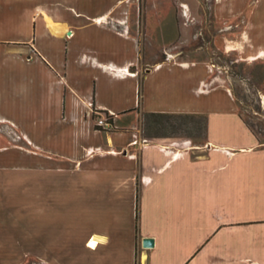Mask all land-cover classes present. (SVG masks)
<instances>
[{"label": "crops", "instance_id": "crops-1", "mask_svg": "<svg viewBox=\"0 0 264 264\" xmlns=\"http://www.w3.org/2000/svg\"><path fill=\"white\" fill-rule=\"evenodd\" d=\"M136 9L141 41L153 19L180 45L203 23L196 0H0V124L36 150L1 156L0 245L18 253L1 264H264V144L207 67L144 59ZM145 113L203 116L205 140L120 126Z\"/></svg>", "mask_w": 264, "mask_h": 264}, {"label": "rangeland", "instance_id": "rangeland-1", "mask_svg": "<svg viewBox=\"0 0 264 264\" xmlns=\"http://www.w3.org/2000/svg\"><path fill=\"white\" fill-rule=\"evenodd\" d=\"M135 1L154 2L158 0ZM196 1L200 3L199 13L203 17V23L195 26L197 35L189 45L177 43L178 30L174 24L165 27L164 32L156 30L158 20L153 19L155 9L150 10L153 13L150 14L153 20L149 28L145 26L144 40L141 41L140 21L144 16L143 11L142 9L133 10L132 17L136 19V22L132 27L134 33H138L144 59L158 63L171 59V61L195 63L207 67L209 83L214 87H226L231 90L237 101L240 115L255 130L264 144V0ZM170 55H173V58H170ZM96 115L95 120L97 121L101 114L96 113ZM126 118L129 119H125V123L120 124L122 129H128L134 118L137 130L142 131V139L147 137V119L144 114L129 115ZM199 120L200 118L196 119V121ZM196 126V123H192L190 132H194L193 128ZM192 136H194L195 144L205 140L203 131ZM171 137L185 138L186 134L182 132ZM19 151L20 153H16ZM35 151V149L31 150L28 138L17 133L14 127L5 123L0 124V166L3 154L23 157ZM9 161L7 159L6 163H15L13 157ZM5 250L12 251V255L13 253L18 255L15 250H10L2 242L0 259H3L2 255L5 254ZM19 252L23 257L29 256L24 250ZM22 261L23 264L31 262V260Z\"/></svg>", "mask_w": 264, "mask_h": 264}, {"label": "trees", "instance_id": "trees-1", "mask_svg": "<svg viewBox=\"0 0 264 264\" xmlns=\"http://www.w3.org/2000/svg\"><path fill=\"white\" fill-rule=\"evenodd\" d=\"M144 117L147 119V136L149 137H171L172 135L184 132L186 137L193 139L194 136L192 135L199 133V131H203L205 138L207 125L203 116L191 114L145 113ZM94 118H97L96 113ZM197 118H200V120L196 121ZM245 122L247 123V121ZM192 123H196L197 125L193 128L194 132H190Z\"/></svg>", "mask_w": 264, "mask_h": 264}, {"label": "built area", "instance_id": "built-area-1", "mask_svg": "<svg viewBox=\"0 0 264 264\" xmlns=\"http://www.w3.org/2000/svg\"><path fill=\"white\" fill-rule=\"evenodd\" d=\"M111 117H113V116L112 115L101 116L96 121V127L100 128V129H104V130L115 129V126L111 121ZM89 246H91V245H89Z\"/></svg>", "mask_w": 264, "mask_h": 264}, {"label": "water", "instance_id": "water-1", "mask_svg": "<svg viewBox=\"0 0 264 264\" xmlns=\"http://www.w3.org/2000/svg\"><path fill=\"white\" fill-rule=\"evenodd\" d=\"M92 243H94V242H92ZM153 245H154V240L152 238L143 239V246L145 248L153 247Z\"/></svg>", "mask_w": 264, "mask_h": 264}, {"label": "bare ground", "instance_id": "bare-ground-1", "mask_svg": "<svg viewBox=\"0 0 264 264\" xmlns=\"http://www.w3.org/2000/svg\"><path fill=\"white\" fill-rule=\"evenodd\" d=\"M91 246H93V245H91Z\"/></svg>", "mask_w": 264, "mask_h": 264}]
</instances>
